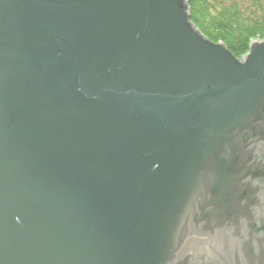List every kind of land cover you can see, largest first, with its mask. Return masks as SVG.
I'll return each instance as SVG.
<instances>
[{
	"label": "water",
	"instance_id": "water-1",
	"mask_svg": "<svg viewBox=\"0 0 264 264\" xmlns=\"http://www.w3.org/2000/svg\"><path fill=\"white\" fill-rule=\"evenodd\" d=\"M0 264H264V38L0 0Z\"/></svg>",
	"mask_w": 264,
	"mask_h": 264
},
{
	"label": "trees",
	"instance_id": "trees-1",
	"mask_svg": "<svg viewBox=\"0 0 264 264\" xmlns=\"http://www.w3.org/2000/svg\"><path fill=\"white\" fill-rule=\"evenodd\" d=\"M191 20L213 41L242 57L255 38H264V0H188Z\"/></svg>",
	"mask_w": 264,
	"mask_h": 264
},
{
	"label": "rangeland",
	"instance_id": "rangeland-1",
	"mask_svg": "<svg viewBox=\"0 0 264 264\" xmlns=\"http://www.w3.org/2000/svg\"><path fill=\"white\" fill-rule=\"evenodd\" d=\"M187 1V7H188V10H189V12H190V6H189V3H188V0H186ZM190 18H191V15H190ZM192 21V20H191ZM261 39H263V38H261Z\"/></svg>",
	"mask_w": 264,
	"mask_h": 264
},
{
	"label": "bare ground",
	"instance_id": "bare-ground-1",
	"mask_svg": "<svg viewBox=\"0 0 264 264\" xmlns=\"http://www.w3.org/2000/svg\"><path fill=\"white\" fill-rule=\"evenodd\" d=\"M207 38H209V37H207ZM210 39V38H209ZM212 40V39H211ZM216 42H218V41H216ZM220 42V41H219Z\"/></svg>",
	"mask_w": 264,
	"mask_h": 264
}]
</instances>
